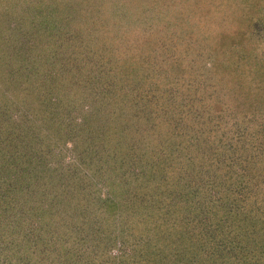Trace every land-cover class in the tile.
I'll use <instances>...</instances> for the list:
<instances>
[{"label":"trees","instance_id":"obj_1","mask_svg":"<svg viewBox=\"0 0 264 264\" xmlns=\"http://www.w3.org/2000/svg\"><path fill=\"white\" fill-rule=\"evenodd\" d=\"M70 2L0 0V264H264V0L109 26L105 54Z\"/></svg>","mask_w":264,"mask_h":264},{"label":"rangeland","instance_id":"obj_2","mask_svg":"<svg viewBox=\"0 0 264 264\" xmlns=\"http://www.w3.org/2000/svg\"><path fill=\"white\" fill-rule=\"evenodd\" d=\"M57 1H59L62 4L65 3V0H57ZM70 1L73 3L72 5L77 7V9H79L80 11H86L89 15H90L89 12H94L95 15L97 12H100L99 14H97V16H95L93 18L95 21L105 23L104 27L106 28L107 37H105V35L101 32V28H103V27L99 26L95 22V25H94L95 28L89 26L93 31V35L96 36L95 42L91 41L90 46L88 47V48H94V45L96 47H101L102 51L94 50L96 53H99V54H101V53L105 54L106 52L107 53L110 52V51L108 52V46L110 48V45H109V26L112 29L115 28L116 30H118V32L120 34V36L118 38H121V39L122 38H126V39L135 38V41H136L137 36L135 33L141 31L140 25L138 26L139 23H141V25H144L146 21H149L150 24L153 26L154 25L153 19H154V22L158 26H162V23L168 22L169 19L173 18V20L175 21L174 25H176V23L180 19L182 20V18H180L181 17L180 13H184L186 11L190 12L189 7L191 8V6L193 7V5H194V3H193L194 0H190L188 2V3H190L188 8H186V5L183 3L184 2L183 0H70ZM70 1L68 0V2H70ZM221 1L227 2L228 0H221ZM102 4H104V7H105L104 10L102 8ZM206 5H207V3L205 5H202L201 7L204 8ZM50 7L45 10L46 18L49 16V21L51 23H55V21H57L58 23H60V25H58V26H60V27L64 26V20H60L57 17H55V15L51 12ZM69 7H70L71 11L76 9L75 7L70 6V5H69ZM85 8H87V10L89 12ZM97 8H98V10L96 11ZM117 9H119V11H117ZM158 10L161 12H158ZM103 11H104V13H103ZM65 12H70V10H66ZM263 12H264V8H263ZM121 13H124V15L120 16ZM184 17H186L185 14H184ZM200 19L206 20V19H204V17H202ZM109 20H118V24H116V23L112 24V22H109ZM185 20L188 23H184V25L187 28H190L189 29L190 34H191V31H193L194 33H192V35L197 36V38L201 42H202V39L204 36H210V34L207 33L206 30L196 32L194 27L191 26L192 23H194L195 26H197L200 23L197 21V20H199L198 18H196L194 20H191L190 18L189 19L185 18ZM5 23L8 25L9 23H11V21H6ZM109 23H111V24H109ZM6 24L3 26L6 27ZM132 25L136 26V27H132ZM259 25H260V30L254 29L255 31L252 32L253 35L259 34L264 29V23H260ZM60 27H58V28H60ZM137 27H139V28H137ZM145 27L147 28V26H145ZM8 28H12V26H8ZM161 28L164 30L162 37L167 36V31L164 29L165 25L163 24V26ZM18 29L22 30L21 28H18ZM161 32L162 31H160V33ZM148 33H150V34L152 33V35L155 34L154 31H152V32L148 31ZM58 37H59V35H58ZM140 37H142V36H139L138 38H140ZM43 39L40 38L38 41H41ZM251 40L252 41L245 42V43L252 44L253 40H257V39H251ZM58 41L61 43L60 40H58ZM133 41H134V39H133ZM52 42H54V41L52 40ZM72 43H73V41H72ZM92 44H94V45L91 47ZM200 44L201 43H199L198 46ZM65 45H69L68 41L65 43ZM260 45L262 46V48H264V40L262 43H260ZM105 46H107V47L105 50H103V48H105ZM80 48H82V47H80ZM40 49H41L40 47H38V48L35 47V48H33V51L37 53L38 51H40ZM182 49L183 48L178 49L177 53H181ZM200 49H204V47L202 46V48L200 47ZM198 51H195V53L193 54V59H191L193 64H192L190 69H192L193 71L195 70L194 67L195 68L201 67V64H202L201 63V55H200V53L198 54ZM189 52H192V51H189ZM71 56H72V54H69L65 57V59H72ZM263 56H264V54H263ZM110 57H109V59H110ZM187 57H188V52H187ZM112 65H113V63L110 62L109 67H112ZM109 70H110V68H109ZM101 71L104 73V70H101ZM106 74H109V72H106ZM140 85H141V89L146 88V85L144 86L143 83H141ZM67 146L68 147H66V148H62L61 154H59V156H58V160H57L58 163H62V164L67 163L68 164L69 160L74 159V157H75L74 152L72 151V149L69 148V145H67ZM82 151H83V149L80 148V152H82ZM101 188H102V186H101Z\"/></svg>","mask_w":264,"mask_h":264}]
</instances>
